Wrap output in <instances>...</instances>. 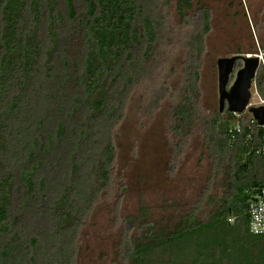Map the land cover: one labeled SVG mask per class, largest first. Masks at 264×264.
Instances as JSON below:
<instances>
[{
    "label": "trees",
    "instance_id": "1",
    "mask_svg": "<svg viewBox=\"0 0 264 264\" xmlns=\"http://www.w3.org/2000/svg\"><path fill=\"white\" fill-rule=\"evenodd\" d=\"M152 4L0 0V264H74L80 227L110 182L112 131L158 36ZM193 6L178 0L182 20ZM195 19L191 40L202 50L210 10L200 8ZM192 75L194 90L200 74L193 68ZM256 85L264 96V67ZM220 113L207 142L217 165L225 166L222 201L210 196L205 220L190 214L172 231L153 232L144 221L140 243L130 239L138 219L128 218L120 243L124 261L264 264V234L250 231L246 192L264 186V155L251 149L261 129L247 140L245 127L232 139L227 125L240 118ZM177 114L181 122L194 117L192 96ZM145 210L142 205L143 217Z\"/></svg>",
    "mask_w": 264,
    "mask_h": 264
},
{
    "label": "rangeland",
    "instance_id": "2",
    "mask_svg": "<svg viewBox=\"0 0 264 264\" xmlns=\"http://www.w3.org/2000/svg\"><path fill=\"white\" fill-rule=\"evenodd\" d=\"M177 2L153 0L158 36L112 131L110 182L80 227L74 264H129L120 244L128 218L138 219L130 239L140 243L148 230L144 221L155 226L153 232L172 231L190 214L205 220L210 196L222 201L225 194L219 187L225 166L217 165L207 142L212 118L220 113L217 60L264 53V0H193L185 20ZM204 6L211 20L200 50L191 39ZM192 67L200 74L194 90ZM187 95L194 99L195 114L181 122L177 111ZM263 98L255 82L251 104ZM248 116L239 114V121L245 123Z\"/></svg>",
    "mask_w": 264,
    "mask_h": 264
},
{
    "label": "water",
    "instance_id": "3",
    "mask_svg": "<svg viewBox=\"0 0 264 264\" xmlns=\"http://www.w3.org/2000/svg\"><path fill=\"white\" fill-rule=\"evenodd\" d=\"M238 61H241L240 66ZM261 62L257 53H237L218 58L219 112H248L258 124H264V104H251L252 89Z\"/></svg>",
    "mask_w": 264,
    "mask_h": 264
},
{
    "label": "built area",
    "instance_id": "4",
    "mask_svg": "<svg viewBox=\"0 0 264 264\" xmlns=\"http://www.w3.org/2000/svg\"><path fill=\"white\" fill-rule=\"evenodd\" d=\"M264 54V53H263ZM263 54L259 53L264 66ZM264 104V98L261 101ZM239 116L240 113H234ZM245 127L249 129L246 133V139H253V134L256 128H260L259 133L260 143L257 146H253L251 149L258 155H264V124L260 125L257 121L249 114V120L247 123L237 121L236 123L229 124L227 130L232 139H238L244 132ZM249 198L248 213L250 215V231L254 234H264V186H250L246 189ZM234 217L229 219L230 222H234Z\"/></svg>",
    "mask_w": 264,
    "mask_h": 264
},
{
    "label": "flooded vegetation",
    "instance_id": "5",
    "mask_svg": "<svg viewBox=\"0 0 264 264\" xmlns=\"http://www.w3.org/2000/svg\"><path fill=\"white\" fill-rule=\"evenodd\" d=\"M263 61H264V59H263ZM239 63H238V65L240 64V61H238ZM260 69V68H259ZM259 72V71H258ZM258 74V73H257ZM256 82V78H255V81H254V83ZM225 112V111H224ZM223 113V112H222Z\"/></svg>",
    "mask_w": 264,
    "mask_h": 264
},
{
    "label": "clouds",
    "instance_id": "6",
    "mask_svg": "<svg viewBox=\"0 0 264 264\" xmlns=\"http://www.w3.org/2000/svg\"><path fill=\"white\" fill-rule=\"evenodd\" d=\"M257 54H259V53H257ZM261 67V66H260Z\"/></svg>",
    "mask_w": 264,
    "mask_h": 264
}]
</instances>
